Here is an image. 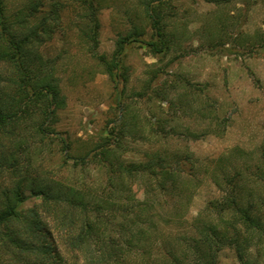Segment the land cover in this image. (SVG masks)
<instances>
[{
  "label": "trees",
  "instance_id": "16d2710c",
  "mask_svg": "<svg viewBox=\"0 0 264 264\" xmlns=\"http://www.w3.org/2000/svg\"><path fill=\"white\" fill-rule=\"evenodd\" d=\"M10 1L0 0V264H218L226 248L239 264H264V152L255 169L232 176L224 171L222 180L217 167L210 171L222 194L188 223L183 208L191 181L181 188L169 175L190 165L188 175L197 178L200 164L193 153L159 148L143 159L124 157V139L139 132L125 107L116 136L105 135L75 154L57 129L67 106L58 60L42 50L63 30L67 3L21 0L11 8ZM99 4L85 0L79 37L110 77L119 75L125 44L147 35L148 28L158 39L148 43L154 53L180 45L168 29L171 2L141 0L146 25L134 23L108 60L98 53ZM160 73L151 71L141 95L152 90L151 98L168 100L176 84L153 88ZM54 145L64 153L59 169L46 161ZM138 182L153 202L137 199ZM30 197L40 204L25 207ZM178 197L188 201L179 207L173 203Z\"/></svg>",
  "mask_w": 264,
  "mask_h": 264
},
{
  "label": "rangeland",
  "instance_id": "374dc122",
  "mask_svg": "<svg viewBox=\"0 0 264 264\" xmlns=\"http://www.w3.org/2000/svg\"><path fill=\"white\" fill-rule=\"evenodd\" d=\"M20 1H10L11 8ZM64 1V28L42 50L58 60L67 106L59 114L57 129L73 144L75 154L85 153L105 135L116 136L121 115L128 107L139 132L124 139V157L143 159L147 152L159 148L172 153L190 150L200 164L194 171L197 178L188 175L193 171L190 165L169 175V180L181 188L191 181L190 200L183 208L188 223L222 194L210 171L217 167L222 180L224 171L232 176L235 171L262 164L264 0H231L223 5L206 0H169L174 16L168 19V29L180 45L167 54L154 53L148 43L158 39L148 28L147 35L125 44L115 78L88 53L79 37L85 0ZM99 3L98 53L111 60L117 41L134 23L146 25L143 6L141 0ZM151 71L161 72L153 88L176 84L169 89L167 101L151 98L152 90L140 94ZM124 73L127 82L122 78ZM53 147V153L45 154L46 161L59 169L64 153L60 145ZM63 172L74 175L73 171ZM263 187L259 186L261 192ZM135 190L139 201H154L140 182ZM187 201V197H178L173 203L181 207ZM39 204V198L30 197L25 207ZM218 264H239L234 250H222Z\"/></svg>",
  "mask_w": 264,
  "mask_h": 264
}]
</instances>
